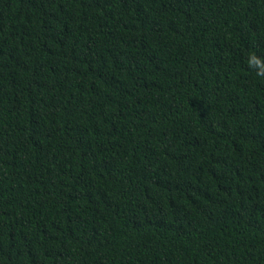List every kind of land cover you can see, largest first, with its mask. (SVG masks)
Returning a JSON list of instances; mask_svg holds the SVG:
<instances>
[{
  "label": "trees",
  "instance_id": "1",
  "mask_svg": "<svg viewBox=\"0 0 264 264\" xmlns=\"http://www.w3.org/2000/svg\"><path fill=\"white\" fill-rule=\"evenodd\" d=\"M264 0H0V264H264Z\"/></svg>",
  "mask_w": 264,
  "mask_h": 264
},
{
  "label": "clouds",
  "instance_id": "2",
  "mask_svg": "<svg viewBox=\"0 0 264 264\" xmlns=\"http://www.w3.org/2000/svg\"><path fill=\"white\" fill-rule=\"evenodd\" d=\"M247 64L250 68L256 70L258 76H264V59H261L255 53H250L247 57Z\"/></svg>",
  "mask_w": 264,
  "mask_h": 264
}]
</instances>
